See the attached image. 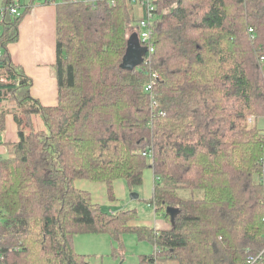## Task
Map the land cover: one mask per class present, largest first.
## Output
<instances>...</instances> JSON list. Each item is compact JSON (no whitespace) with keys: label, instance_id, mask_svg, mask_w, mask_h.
<instances>
[{"label":"trees","instance_id":"16d2710c","mask_svg":"<svg viewBox=\"0 0 264 264\" xmlns=\"http://www.w3.org/2000/svg\"><path fill=\"white\" fill-rule=\"evenodd\" d=\"M93 1L41 0L56 6L57 104L45 106L8 48L29 7L12 15L5 8L17 3L4 0L0 131L10 114L18 139L0 157V264H89L75 234L125 231L154 247L139 264H242L259 254L264 0H154V50L133 70L120 67L139 20L132 3ZM152 71L163 114H152L144 90ZM36 115L45 129H34ZM146 169V202L168 229L140 225L135 209L105 212L75 185L102 183L113 199L117 180L141 185ZM166 207L179 210L173 224Z\"/></svg>","mask_w":264,"mask_h":264},{"label":"crops","instance_id":"0c3cea01","mask_svg":"<svg viewBox=\"0 0 264 264\" xmlns=\"http://www.w3.org/2000/svg\"><path fill=\"white\" fill-rule=\"evenodd\" d=\"M20 11L28 5L29 10L25 14L19 25V34L15 42L11 43L8 48L14 63L20 65L26 75L31 79L30 94L38 99L45 106L57 104V80L54 73V63L56 61V6L55 4H44L41 0H14ZM4 0H0V27L3 17ZM132 14L136 19H140L144 15V6L140 3H132ZM262 73L264 75V63L262 64ZM18 139L17 125L13 116L8 114L5 117V126L0 131V157L7 154L6 143L15 142ZM150 182L153 188V174L151 169L146 170L143 174V181ZM117 180L115 182L122 184ZM89 184H99L105 190L102 183H94L85 179L75 180L77 188L86 189ZM114 185V192L115 191ZM152 192V189H151ZM92 194V192H91ZM106 196L108 197L107 193ZM94 202L95 197L92 194ZM154 216V218H153ZM137 223L146 225L154 229H168L170 227L163 217L155 219L152 217L138 219Z\"/></svg>","mask_w":264,"mask_h":264},{"label":"rangeland","instance_id":"374dc122","mask_svg":"<svg viewBox=\"0 0 264 264\" xmlns=\"http://www.w3.org/2000/svg\"><path fill=\"white\" fill-rule=\"evenodd\" d=\"M20 1L22 3V0ZM257 126L264 128L263 117L257 119ZM45 128L41 116H34V129ZM148 171L149 169H146V172ZM119 182L122 184H114L116 193L114 192L113 199L106 196L105 190L98 186L99 184H89L86 189L92 192L96 203L105 212L115 213L120 210L135 209L136 219L151 218L155 212L146 202L152 193L150 182L144 180L141 185L133 187L128 186L124 180ZM132 193L137 194L138 198H132ZM195 195L201 197L199 191H196ZM160 217L155 214V219ZM73 248L76 253L85 255L89 264H139L141 256L151 255L154 252L152 243L140 239L133 231H125L117 238H113L109 233H78L73 237Z\"/></svg>","mask_w":264,"mask_h":264},{"label":"built area","instance_id":"2783aa9c","mask_svg":"<svg viewBox=\"0 0 264 264\" xmlns=\"http://www.w3.org/2000/svg\"><path fill=\"white\" fill-rule=\"evenodd\" d=\"M86 2H94L93 0H84ZM131 3H140L144 6V15L141 17L137 22L136 27V33L138 35L139 42L141 46L146 47V53L143 56V63L145 62V57L148 53L153 52L154 50V43L152 39V25L156 18V6L154 3V0H129ZM107 4L113 5L115 3V0H107ZM10 14L12 15H19L20 10L18 6L16 5H10L5 8ZM4 11V9H3ZM252 31L251 28H249V32ZM2 56V52L0 50V58ZM259 61L261 63H264V55H261L259 57ZM160 74L156 71L150 72L149 81L145 85L144 90L149 93L150 95V107L151 112L153 115L155 114H163L162 110L158 109V103L155 98V94L153 92L154 88L158 85L160 80ZM254 122L253 118L248 119V123L252 124ZM264 252V249L257 255H248L244 262L242 264H256L257 260L261 256V254Z\"/></svg>","mask_w":264,"mask_h":264},{"label":"water","instance_id":"95a60500","mask_svg":"<svg viewBox=\"0 0 264 264\" xmlns=\"http://www.w3.org/2000/svg\"><path fill=\"white\" fill-rule=\"evenodd\" d=\"M145 53L146 47L141 46L137 33L133 32L127 39L126 50L122 57L120 67L125 70H133L143 64V56ZM131 197L138 198V195L132 193ZM165 212L169 216L171 224H173L179 210L174 207H166Z\"/></svg>","mask_w":264,"mask_h":264}]
</instances>
